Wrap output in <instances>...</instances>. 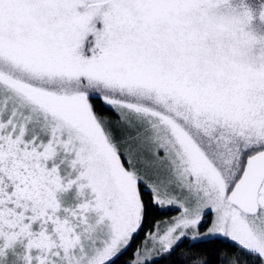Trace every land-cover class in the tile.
<instances>
[{
    "label": "snow or ice",
    "instance_id": "snow-or-ice-1",
    "mask_svg": "<svg viewBox=\"0 0 264 264\" xmlns=\"http://www.w3.org/2000/svg\"><path fill=\"white\" fill-rule=\"evenodd\" d=\"M0 264H264V0H0Z\"/></svg>",
    "mask_w": 264,
    "mask_h": 264
},
{
    "label": "trees",
    "instance_id": "trees-1",
    "mask_svg": "<svg viewBox=\"0 0 264 264\" xmlns=\"http://www.w3.org/2000/svg\"><path fill=\"white\" fill-rule=\"evenodd\" d=\"M177 255H179V253H177Z\"/></svg>",
    "mask_w": 264,
    "mask_h": 264
}]
</instances>
